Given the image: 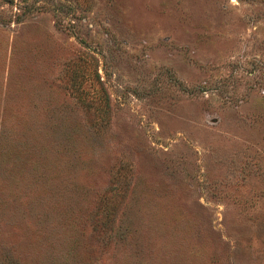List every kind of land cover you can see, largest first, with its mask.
<instances>
[{
	"label": "rangeland",
	"instance_id": "obj_1",
	"mask_svg": "<svg viewBox=\"0 0 264 264\" xmlns=\"http://www.w3.org/2000/svg\"><path fill=\"white\" fill-rule=\"evenodd\" d=\"M0 264H264V0H0Z\"/></svg>",
	"mask_w": 264,
	"mask_h": 264
},
{
	"label": "trees",
	"instance_id": "obj_2",
	"mask_svg": "<svg viewBox=\"0 0 264 264\" xmlns=\"http://www.w3.org/2000/svg\"><path fill=\"white\" fill-rule=\"evenodd\" d=\"M70 81H71L70 84H69V85H70V89L73 90V89H75V87H76V82H75V80H73V79H71Z\"/></svg>",
	"mask_w": 264,
	"mask_h": 264
}]
</instances>
